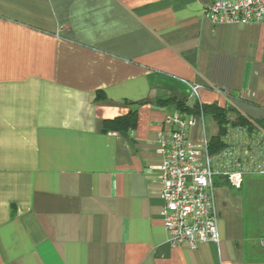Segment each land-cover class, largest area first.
Here are the masks:
<instances>
[{
	"label": "crops",
	"instance_id": "1",
	"mask_svg": "<svg viewBox=\"0 0 264 264\" xmlns=\"http://www.w3.org/2000/svg\"><path fill=\"white\" fill-rule=\"evenodd\" d=\"M211 1L0 0V264H264L248 176L213 177L217 243L172 246L160 216L157 99L264 129V23L213 24ZM194 118L191 143L217 136Z\"/></svg>",
	"mask_w": 264,
	"mask_h": 264
},
{
	"label": "built area",
	"instance_id": "2",
	"mask_svg": "<svg viewBox=\"0 0 264 264\" xmlns=\"http://www.w3.org/2000/svg\"><path fill=\"white\" fill-rule=\"evenodd\" d=\"M205 14L213 24L264 23V0H213ZM195 123L194 117L175 111L165 117L167 131L158 140L161 163L156 177L162 200L160 216L169 242L191 250L202 243L218 242L212 209L213 177L238 186L245 176H264L262 127H228L225 148L211 156L207 140L198 145L187 138V130Z\"/></svg>",
	"mask_w": 264,
	"mask_h": 264
},
{
	"label": "trees",
	"instance_id": "3",
	"mask_svg": "<svg viewBox=\"0 0 264 264\" xmlns=\"http://www.w3.org/2000/svg\"><path fill=\"white\" fill-rule=\"evenodd\" d=\"M99 97V96H97ZM156 105L166 106L172 104L174 111L185 117L209 116L218 127V134L208 141V154L213 156L225 148L224 136L228 127L244 126L251 129L253 126L261 127V122L251 120L239 113L230 116L231 108H221L217 104H201L197 101L188 104L186 100L157 99ZM135 109H129L122 117L106 120L103 123V130L116 129L122 133L129 132L134 127ZM227 181V180H226Z\"/></svg>",
	"mask_w": 264,
	"mask_h": 264
},
{
	"label": "rangeland",
	"instance_id": "4",
	"mask_svg": "<svg viewBox=\"0 0 264 264\" xmlns=\"http://www.w3.org/2000/svg\"><path fill=\"white\" fill-rule=\"evenodd\" d=\"M250 184L254 185L253 191H247V200L254 201L258 207L264 209V176H248Z\"/></svg>",
	"mask_w": 264,
	"mask_h": 264
}]
</instances>
